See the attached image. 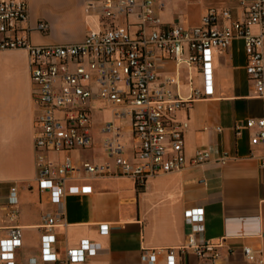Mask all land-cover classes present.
Listing matches in <instances>:
<instances>
[{
	"label": "crops",
	"instance_id": "obj_1",
	"mask_svg": "<svg viewBox=\"0 0 264 264\" xmlns=\"http://www.w3.org/2000/svg\"><path fill=\"white\" fill-rule=\"evenodd\" d=\"M30 23L38 20L50 25L46 34L33 32L31 41L37 45L77 44L88 32L98 27L96 14L87 13L88 0H26ZM156 15L165 26L181 24L187 28L202 25L208 10L218 13L217 25L227 26L248 17V0H156ZM229 11L231 19L222 13ZM77 29L75 38L68 30ZM254 33L259 28L252 27ZM264 54V45H263ZM184 57L191 55L184 49ZM0 228L19 226L22 247L17 260L29 264L40 260L43 227L57 206L51 193L42 191L37 182L34 141L39 127L36 119L39 108L33 99L28 54L22 50L0 53ZM158 79L180 78L170 89L188 97L199 90L204 97L185 104L172 116L176 122H188L184 131V153L188 160L197 151L209 152L210 159L200 165L188 164L183 170L159 175L140 188L136 180L110 175L101 178L83 171L66 181L65 216L54 228L57 241L53 251L56 264H65L68 249H78L82 242L99 243L96 254L83 262L71 264H148L143 260L145 250H161L154 264H167V250L174 249L177 264H255L246 261L244 249L261 252L264 260V145L252 144L256 128L234 132L237 124L250 118L264 117V96L259 97L247 73V54L244 41L235 39L225 50H212L213 94L206 95L203 66L198 63L178 65L166 55L157 58ZM22 65L19 73L17 63ZM7 68L6 71L2 69ZM191 73L192 83L188 81ZM93 143L90 148L70 152H47L49 164L58 166L69 158L80 166L113 163L104 149L102 126L111 118L109 103L93 99ZM128 157L137 162L139 145L132 124L123 121ZM217 128H221L220 131ZM226 157L225 162L222 159ZM91 186L92 192L82 193L81 187ZM17 188V219L9 221L10 193ZM203 208L205 231L195 236L199 245L214 244L213 253L199 257L189 246L191 229L185 222V211ZM107 228V231H104ZM264 264V262H263Z\"/></svg>",
	"mask_w": 264,
	"mask_h": 264
},
{
	"label": "built area",
	"instance_id": "obj_2",
	"mask_svg": "<svg viewBox=\"0 0 264 264\" xmlns=\"http://www.w3.org/2000/svg\"><path fill=\"white\" fill-rule=\"evenodd\" d=\"M156 0H88L87 13H94L98 27L88 32L77 44L37 45L31 41L33 32L46 34L50 25L38 20L32 26L30 9L26 0H0V53L22 50L28 54L29 74L33 86V99L39 108L36 123L35 164L37 182L42 191L51 193V201L57 212L49 215L43 225L41 258L30 259L29 264H56L57 254L53 246L57 241L54 228L65 216L64 197L66 181L73 175L84 172L95 178L110 175L129 177L139 187L162 174L183 170L188 164L207 162L209 152L197 151L190 160L184 153V131L188 122H176L174 113L185 104L203 98L199 90H191L188 97L175 94L171 85H179L180 78L167 77L163 84L154 86L158 79V56L166 55L192 66H203L206 95L213 94L212 50H225L235 39L244 41L247 54V73L256 87L259 97L264 96V0H248V17L233 21L227 26H218V13L210 9L202 18V25L187 28L181 24L165 26L156 15ZM231 19L229 11L222 13ZM258 27L254 33L252 27ZM136 29L135 37L132 30ZM191 55L184 57V49ZM188 81L192 83L191 73ZM98 98L111 106V118L104 122V149L113 163L78 166L69 158L64 163L49 164L47 152H70L76 148L88 149L93 143V112L90 102ZM129 120L139 145L136 148L137 162L127 154L123 121ZM256 128L252 144L264 145V117L250 118L234 127L240 136L244 130ZM218 131L221 128H217ZM226 157L222 159L225 162ZM264 166V161H263ZM82 193L92 192L91 186L81 187ZM17 188L10 193L9 221L17 219ZM185 222L190 226L189 246L199 257L213 253L214 244L199 245L198 233L205 231L203 208L185 211ZM0 264H22L17 260V251L22 247V230L19 226L6 229L1 236ZM107 231V228H104ZM99 243L85 240L78 249H68L65 264L83 262L96 254ZM161 250H145L143 260L154 264ZM247 262L263 264L261 252L251 247L244 249ZM167 264H177L174 249L167 250Z\"/></svg>",
	"mask_w": 264,
	"mask_h": 264
},
{
	"label": "rangeland",
	"instance_id": "obj_3",
	"mask_svg": "<svg viewBox=\"0 0 264 264\" xmlns=\"http://www.w3.org/2000/svg\"><path fill=\"white\" fill-rule=\"evenodd\" d=\"M136 29L137 28H133V30H132V37H135ZM68 31H69V33L67 34V37L68 38H75L78 35L77 29H75V30L74 29L73 30H70L69 29ZM0 64L2 65L1 57H0ZM16 65H17L16 67H18L17 68V71H19V73H21V71H22V65H21V63L18 62ZM6 69L7 68H4V69H2V71H6ZM3 76H5V75L1 72L0 73V78H2Z\"/></svg>",
	"mask_w": 264,
	"mask_h": 264
}]
</instances>
